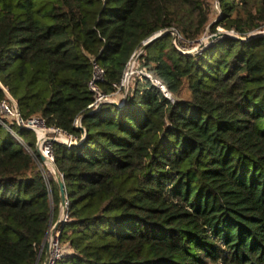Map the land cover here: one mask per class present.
I'll use <instances>...</instances> for the list:
<instances>
[{"label": "trees", "instance_id": "1", "mask_svg": "<svg viewBox=\"0 0 264 264\" xmlns=\"http://www.w3.org/2000/svg\"><path fill=\"white\" fill-rule=\"evenodd\" d=\"M263 30L264 0H0V103L77 142L53 264H264ZM35 145L0 110V264L42 263L60 215Z\"/></svg>", "mask_w": 264, "mask_h": 264}, {"label": "built area", "instance_id": "2", "mask_svg": "<svg viewBox=\"0 0 264 264\" xmlns=\"http://www.w3.org/2000/svg\"><path fill=\"white\" fill-rule=\"evenodd\" d=\"M217 6L218 4L216 3V7ZM101 79H102V70L95 62H93V76L92 79L89 81V87L91 90L96 92V99L95 102L92 104V106L95 108L97 102H100L101 100H105V98L107 97L101 94L97 89L96 82L97 80H101ZM0 110L3 113H5L6 116L8 115L11 118H13L15 120V123H17L19 127L32 130L35 133L36 142L40 141L39 148L41 152L52 162H54V156H53L54 143H61L64 144L66 147H70L73 144L77 143L75 137L72 134L58 127L47 126L44 120L39 117L34 116L27 119L21 117L18 112L17 104L15 103V101L12 102V105H10L5 101H2L0 103ZM79 125L80 123L78 119H76L74 121V126L79 127ZM28 150L30 149L28 148ZM66 217H67L66 214L58 217L57 220L58 224L62 221H65ZM58 224L53 234L50 235V232L48 231L45 237L46 244L48 245L50 251L48 264H53V262L62 253L58 242V236H59Z\"/></svg>", "mask_w": 264, "mask_h": 264}, {"label": "water", "instance_id": "3", "mask_svg": "<svg viewBox=\"0 0 264 264\" xmlns=\"http://www.w3.org/2000/svg\"><path fill=\"white\" fill-rule=\"evenodd\" d=\"M161 35H162V33L159 32V33L154 34L152 37L148 38L147 40H145V41L143 42L142 47L139 49V51H138L137 53H135V54L132 56V58H131V60H130V63L134 61V59L137 57V55H138V53H139L140 51H142V50H143L147 45H149L152 41H154L155 39L161 37ZM174 35H175V34H174ZM224 36H231V34L225 32V31H223V32H218V34L213 35L211 38H212V39H217V38L224 37ZM257 36H260V33H256V34L249 35V37H248L247 39H242V38H239V39L244 41V40H250V39H252V38H254V37H257ZM209 38H210V37H209ZM212 39H211V40H212ZM128 80H129V72H127V73L125 74V81H127V83H128ZM154 84L157 85V86H159V87L162 89V91L165 93V95H166L167 97L171 98V94L166 90L165 87H163L160 83H158V82L155 81V80H154ZM125 87L127 88V84H126ZM78 121H79V123H80V118L78 119ZM80 127H81V126L79 125L78 128H80ZM82 131H84V130L82 129ZM75 144H77V143H75ZM75 144H74V145H75ZM39 146H40V141H37V142H36V145H35V151H36L37 155L39 156L41 162L44 163V164H46V165H48V166H50L51 169H52V172H53L54 175H55V178H56V180H57V182H58V186H59V202H60V209H61L60 213H61V215H65V213H66V207H67V196H66V193H65V187H64V183H63V176H62L61 174L58 173V171H57V169H56V167H55L54 162L50 161V160H49V159H48V158H47V157L41 152ZM57 220H58V219H57ZM57 224H58V221H56V223L51 227V220H50V222H49V228L51 227L50 230H49L50 235L53 234V232L55 231V228H56ZM44 242H46V241H44ZM49 254H50V251H49L48 245L46 244L45 257H44V262H43V264H48V261H49Z\"/></svg>", "mask_w": 264, "mask_h": 264}, {"label": "rangeland", "instance_id": "4", "mask_svg": "<svg viewBox=\"0 0 264 264\" xmlns=\"http://www.w3.org/2000/svg\"><path fill=\"white\" fill-rule=\"evenodd\" d=\"M215 5H216V1H214L213 2V7H214V11H216L217 12V7H215ZM219 32H223V30L221 29ZM257 33H260V34H262V35H264V30L263 31H259V32H257ZM216 34H218V32L217 33H213V34H210V33H205L200 39H199V41H197V44H196V46H191V47H183L182 45H180V48L181 49H184L185 50V52H192V51H195L196 50V52H198V51H200L202 48H205V47H207L208 45H211V43H213V42H215V41H217L218 39H220V38H217V39H212L211 37L213 36V35H216ZM256 34V33H255ZM210 37V38H209ZM212 39V40H211ZM179 44V43H178ZM182 46V47H181ZM136 61V58L134 59V61L133 62H131V63H129V66H128V68H127V71H126V73L127 72H129V77L136 71L135 70V62ZM124 82H125V86H126V84H127V81H125L124 80ZM121 96V93H120V91H118L117 92V94H115V96L114 97H106L105 98V100H101L100 102H97V104H96V108H98V107H100V105L104 102V101H106V99L108 100V101H111V102H113L114 100H118L119 99V97ZM95 108V107H94ZM32 147H34V145H32ZM49 170H51L52 171V169H51V167L50 166H46ZM61 216V213H60V215H59V217ZM57 221V220H56ZM56 221H54L53 222V224H52V226L56 223ZM45 245H46V242H45ZM45 249H46V247H45ZM44 253H45V251H44ZM44 257H45V254H44ZM42 262H44V259H43V261ZM40 264H42V263H40Z\"/></svg>", "mask_w": 264, "mask_h": 264}, {"label": "crops", "instance_id": "5", "mask_svg": "<svg viewBox=\"0 0 264 264\" xmlns=\"http://www.w3.org/2000/svg\"><path fill=\"white\" fill-rule=\"evenodd\" d=\"M52 225V224H51ZM42 264H43V262H42Z\"/></svg>", "mask_w": 264, "mask_h": 264}]
</instances>
